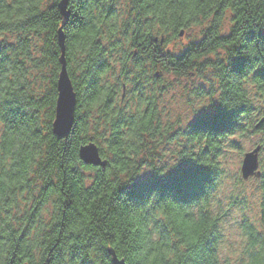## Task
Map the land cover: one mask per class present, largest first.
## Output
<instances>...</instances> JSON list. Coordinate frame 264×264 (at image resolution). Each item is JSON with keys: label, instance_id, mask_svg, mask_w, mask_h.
Masks as SVG:
<instances>
[{"label": "trees", "instance_id": "trees-1", "mask_svg": "<svg viewBox=\"0 0 264 264\" xmlns=\"http://www.w3.org/2000/svg\"><path fill=\"white\" fill-rule=\"evenodd\" d=\"M60 2L0 0V37L13 38L0 41V264H66L65 253L85 248L86 241L103 243L108 255L102 264H149L152 256L159 264H224L219 244L235 208L242 216L237 264H264V122L259 125L264 61L250 55L264 53V0H125L124 11L119 0H69V20L82 21L75 26L66 23ZM200 25L198 42L180 55L168 50L181 32ZM61 28L80 105V118L64 139L52 130ZM249 60L255 63L252 70L244 65L246 75L232 71ZM114 63L121 72H114L112 81L104 73L116 70ZM221 66V75H214ZM158 71L179 77L212 74L215 91L209 96L201 85L195 94L228 107L234 113L232 130L194 133L189 128L198 116L189 127L176 129L161 108L165 90ZM101 130L112 141L98 145L105 168L79 157L87 137ZM244 140L262 146L261 176L255 177L259 210L252 216L236 198L226 204L217 194L227 175L226 149L243 156ZM173 143L181 169L191 166L190 158L208 169L202 190L187 202L166 195L155 210L151 200L144 207L126 202L123 176L155 171L163 147ZM233 180L245 183L240 174ZM194 220L196 226L189 227Z\"/></svg>", "mask_w": 264, "mask_h": 264}, {"label": "snow or ice", "instance_id": "snow-or-ice-1", "mask_svg": "<svg viewBox=\"0 0 264 264\" xmlns=\"http://www.w3.org/2000/svg\"><path fill=\"white\" fill-rule=\"evenodd\" d=\"M66 23L75 26V24L82 23V21L79 17H73L71 20H68L66 16ZM45 30L47 31V29ZM250 55L259 56L260 60L264 61V53L260 51L250 53ZM103 63H106V61L102 62L98 67L102 68ZM254 63V60L240 62L239 64L233 65L232 71L246 75L247 70H252ZM245 64L247 65V70L244 67ZM262 69H264V65H262ZM115 71V68H111L110 72L104 73V75L109 76ZM129 71H131V69H129ZM222 72V66L219 71L213 70L214 75H221ZM205 91L208 92L210 96L215 89L206 88ZM202 99H204V103L198 104L196 100H193L192 106H186L188 108V114L190 115V121H193L197 116L199 117L194 127L189 129L194 133L201 134L232 130L234 113L230 111L228 107L222 106L214 99L204 97H202ZM79 106L78 95L74 93L72 86H70L69 90L63 93V102H61L60 98L59 109L57 111V124L59 123L60 129L71 128L76 120L80 118L77 111ZM97 135L104 139L97 140ZM87 140L92 143L83 146L79 152L80 158L85 162L81 150L92 146L93 151L87 153L90 162L85 163H95V160H99L100 157L97 146H102L105 142H112L104 130L88 136ZM188 160L191 161V166L181 169L179 167L181 160H176L173 155L167 157L165 163L161 164L155 171L145 170L142 175H136L134 177H129L127 175L123 176L122 182H127L124 188V191L127 192L126 202H130L138 207H144L149 205L151 200L150 207L152 210H155L166 195L181 202H187L192 199L196 193L202 190L209 178V172L208 169L202 168L195 158H190ZM171 161H175V163H171ZM81 175H83V173H81ZM137 179L140 181L139 184H136ZM153 197L155 198L152 199ZM144 210L148 211L147 208ZM200 242L198 238L196 243ZM107 247L111 248L113 245H108ZM90 249L95 250L90 252ZM106 255H108V253L105 251V246L102 242L94 243L93 241H86L85 248L72 247L65 253L64 259L66 264H75L78 258L83 260L84 264H94L96 260L101 261L102 264L103 258ZM121 259H123V257H121ZM152 264H159V261L153 259Z\"/></svg>", "mask_w": 264, "mask_h": 264}, {"label": "rangeland", "instance_id": "rangeland-1", "mask_svg": "<svg viewBox=\"0 0 264 264\" xmlns=\"http://www.w3.org/2000/svg\"><path fill=\"white\" fill-rule=\"evenodd\" d=\"M119 11H124L126 7L125 0H119L118 4ZM122 19H125L127 16V12H122ZM230 29V23L227 22L225 26V31L228 32ZM203 27L197 26L194 27L188 33H185L183 37L176 38L172 40V43L169 45L168 50L172 51L173 53L180 55L189 45L190 43L198 42L201 39V32ZM0 41H5L4 38H10V36L0 37ZM15 39V38H14ZM211 60L215 59V56L209 57ZM115 64V63H114ZM116 66V75H120V67L119 64H115ZM159 73V79L161 82L159 83V87H164L165 92L162 93L163 102L161 108H164L166 112V116L170 119L171 124L175 125L176 129H184L189 123L193 122L190 121V115L188 114V108L186 106H192V101L196 100L198 104L204 103V98H210L208 95H196L195 91L196 88L199 86H203L205 89L210 88V81L213 80L212 74L209 72L205 73L203 77L197 75H190V76H183L179 77L173 73L161 72ZM161 73V76H160ZM114 73H111L110 78L112 81L114 80ZM214 83V81H212ZM120 96V95H119ZM215 100V99H214ZM165 121L166 120L165 118ZM253 141V140H252ZM255 141V140H254ZM242 145L245 148V152H248L253 148V144L251 141L244 140L242 141ZM179 147L176 143H173L168 146H164L162 149L161 157H162V164L165 163L167 157L175 156L178 152ZM225 155V162L226 167L225 170L227 171L226 177L223 179L217 194L221 197L222 201L226 204L231 202L229 199L233 197L236 198L237 201H240V205L244 207L246 213L252 216L253 213L259 210V201H260V190L256 185L255 177L248 181H245L244 185L236 184L235 180H233L234 176L236 177L237 174H241V166L244 158L240 156L236 151H233L231 148L226 149ZM244 152V153H245ZM175 161H171L174 163ZM243 178V177H242ZM236 184V185H235ZM51 209V208H49ZM241 212L239 209L235 208L232 210L231 217L225 222L223 231L225 236L232 237V246L234 247L235 251L239 252V256L235 260V264H237L239 257L242 253L243 244L241 242V234L239 229V222L241 220Z\"/></svg>", "mask_w": 264, "mask_h": 264}, {"label": "water", "instance_id": "water-1", "mask_svg": "<svg viewBox=\"0 0 264 264\" xmlns=\"http://www.w3.org/2000/svg\"><path fill=\"white\" fill-rule=\"evenodd\" d=\"M68 6H69V0H61V2L59 3V9L61 10L62 15L64 16L65 20H66V16H67V19L69 20L71 17V14H72L71 11L68 10ZM181 36H184V32H181ZM58 40H59V45H60V48L62 51V56L60 59L61 71H60L58 83H57L58 98H57V103H56V114H55V119H54V122L52 125V130H53V133L59 139H64V138L69 137L75 123L72 125L71 128L60 129L59 123L57 124V111L59 109L60 98H61V102H63V93L65 91L69 90L70 86H72L74 93H76V91H75V87H74L72 78H71L69 71H68V63H67V58H66V35H65L62 28L59 30ZM161 43H164V39H162ZM156 76L159 77V74H157ZM263 122H264V120H262L259 125H261ZM90 143H92V142L90 141L86 145H88ZM83 146H85V145H83ZM83 146H81L80 149ZM80 149H79V152H80ZM97 150H98L100 159L95 160L94 161L95 163H85V162H90L87 153L90 151H93L92 146H89V148H85V149L81 150V154H82V157L84 158L85 162L81 158L80 159L86 165L105 168L107 166L108 162L101 155V151H100L99 146H97ZM261 150H262V146L259 145V146L255 147L254 149L248 151L244 155L242 166H241V174H242V177L244 180H249L252 177H260L261 176V171H260V166H261L260 153H261ZM114 264H125V262L115 260Z\"/></svg>", "mask_w": 264, "mask_h": 264}, {"label": "clouds", "instance_id": "clouds-1", "mask_svg": "<svg viewBox=\"0 0 264 264\" xmlns=\"http://www.w3.org/2000/svg\"><path fill=\"white\" fill-rule=\"evenodd\" d=\"M196 226V220L189 225V227L194 228ZM239 256V252L234 250L232 246V237L225 236L224 240H222L219 244V257L224 264H235L236 258ZM155 259V256L149 257V264H151V260Z\"/></svg>", "mask_w": 264, "mask_h": 264}, {"label": "flooded vegetation", "instance_id": "flooded-vegetation-1", "mask_svg": "<svg viewBox=\"0 0 264 264\" xmlns=\"http://www.w3.org/2000/svg\"><path fill=\"white\" fill-rule=\"evenodd\" d=\"M124 97V96H123Z\"/></svg>", "mask_w": 264, "mask_h": 264}]
</instances>
